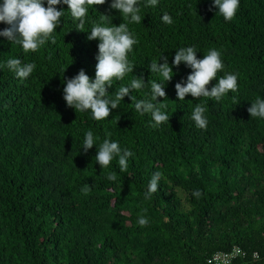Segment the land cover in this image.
Listing matches in <instances>:
<instances>
[{
    "label": "trees",
    "instance_id": "16d2710c",
    "mask_svg": "<svg viewBox=\"0 0 264 264\" xmlns=\"http://www.w3.org/2000/svg\"><path fill=\"white\" fill-rule=\"evenodd\" d=\"M145 2L142 22L128 25L139 41L129 54L134 71L108 93L127 86L133 75L145 84L163 82L149 66L167 56L174 76L163 82L167 98L157 102L167 105L170 120L159 128L130 99L147 98L150 85L124 97L101 121L63 99L65 81L81 69L95 79L99 41L87 39L93 23L101 14L114 26L123 22L111 0L88 6L84 32L68 6L57 5L65 13L56 43L36 52L0 36V264H207L234 248L246 255L234 264H249L254 254L256 264H264V119L247 111L257 97L264 99V0H240L232 21L224 20L214 0ZM164 12L173 24L162 22ZM7 27L0 23V31ZM189 46L200 59L210 48L220 50L224 69L217 78L238 73V91L220 102L190 95L179 101L175 84L191 69L172 61L176 50ZM9 58L37 67L22 81L3 67ZM201 102L208 107L206 130L191 119ZM88 130L97 142L85 153ZM105 138L134 153L126 172L118 157L106 168L96 163ZM156 171L162 173L158 191L145 199ZM111 172L114 182L107 179ZM85 184L91 187L86 195ZM197 189L199 198L192 195ZM140 215L147 226L137 223Z\"/></svg>",
    "mask_w": 264,
    "mask_h": 264
},
{
    "label": "clouds",
    "instance_id": "9594fccd",
    "mask_svg": "<svg viewBox=\"0 0 264 264\" xmlns=\"http://www.w3.org/2000/svg\"><path fill=\"white\" fill-rule=\"evenodd\" d=\"M107 0H3L0 4V23L8 25L0 31V36L5 37L12 43L22 46L25 53L38 51L46 42L55 44L54 33L61 24L64 11L58 10L57 5L61 3L68 6L71 16L78 21L77 30L84 32V25L89 12L88 6L104 5ZM47 3V7H45ZM158 0H146L144 7H154ZM240 0H214V7L219 9V14L225 21H232L239 9ZM110 8L119 11L123 22L119 26L112 24V18L101 14L99 22L93 23L87 39L89 41L98 40V54L95 57V79H91L83 69L72 78L65 81L63 88V99L67 107L75 112L91 111L92 118L101 121L108 118L112 110L117 109L124 97L131 92H138L146 85H150V95L147 98L137 99L131 95L130 99L136 112L141 115L150 114L153 123L151 127L159 128L162 124L168 123L170 116L167 112V105L158 103L157 98H167L165 83L170 82L174 76L173 67L169 65L167 56H161L159 63L151 61L149 70L153 74L162 77L163 82L149 80L145 84L143 77H136L130 80L127 86L120 85L117 91L109 95L108 89L114 85V81H121L129 73H133L135 65L129 59V54L133 51L134 45L138 44L135 33L130 31L128 25L140 24L144 17L141 15V0H111ZM162 22L171 25L173 18L168 12H164ZM183 63L191 69L186 81L182 80L175 84L177 99L184 101L186 96L195 99L208 98L220 102L229 92L238 91V73H226L217 78L218 72L224 69L222 52L216 48H210L203 58L197 57V49L194 46L181 47L176 50L173 66L179 67ZM3 67H7L14 72L20 80L27 79L37 65L34 62L24 63L19 58H9ZM65 71V70H64ZM218 81L209 90L212 81ZM234 104L238 103L235 96L232 97ZM208 107L205 102L197 103L191 113V119L199 129L206 130L208 119L205 113ZM251 118L264 119V99L257 97L247 109ZM119 120V119H118ZM117 120V121H118ZM108 137L111 133L106 134ZM97 142V137L92 130L85 132L83 140V151L85 153L92 149ZM134 153L129 149H121L118 142L105 138L100 143L95 156V161L101 168L108 167L111 162L118 157L121 172L128 169L129 157ZM109 181H116L117 174L111 172L107 175ZM162 173L156 171L149 182L145 199H150L153 193L158 191L159 181ZM91 187L85 184L81 188L83 194H88ZM192 195L199 198L202 193L199 189ZM147 210L144 209L143 212ZM137 223L141 227L149 224L146 216H138Z\"/></svg>",
    "mask_w": 264,
    "mask_h": 264
},
{
    "label": "built area",
    "instance_id": "2783aa9c",
    "mask_svg": "<svg viewBox=\"0 0 264 264\" xmlns=\"http://www.w3.org/2000/svg\"><path fill=\"white\" fill-rule=\"evenodd\" d=\"M246 257L245 253L238 249L234 248L230 252H219L211 257L207 264H234L239 259H244ZM258 260V255L254 254L252 261L249 264H256Z\"/></svg>",
    "mask_w": 264,
    "mask_h": 264
}]
</instances>
